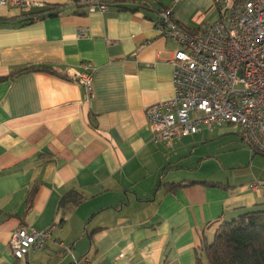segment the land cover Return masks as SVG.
Wrapping results in <instances>:
<instances>
[{
  "label": "crops",
  "instance_id": "crops-1",
  "mask_svg": "<svg viewBox=\"0 0 264 264\" xmlns=\"http://www.w3.org/2000/svg\"><path fill=\"white\" fill-rule=\"evenodd\" d=\"M28 1L27 11L0 4L8 19L0 24V77L26 67L55 72L0 82V264H70L55 239L100 264H196L223 222L264 203V186L195 176L214 160L199 144L237 135L235 128L205 129L173 145L151 140L145 111L174 97L169 59L178 48L153 21L173 6L179 23L202 27L217 18L214 0H100L110 4L105 13L84 0ZM53 6L58 14L27 20ZM86 65L91 96L75 79ZM184 180L198 183L175 193L164 187ZM72 191L82 201L62 206ZM53 222L59 227L44 250L13 256L14 230Z\"/></svg>",
  "mask_w": 264,
  "mask_h": 264
},
{
  "label": "built area",
  "instance_id": "built-area-1",
  "mask_svg": "<svg viewBox=\"0 0 264 264\" xmlns=\"http://www.w3.org/2000/svg\"><path fill=\"white\" fill-rule=\"evenodd\" d=\"M84 2L89 11L105 13L110 8L100 0ZM0 4L22 11L33 5L28 0H0ZM213 8L217 18L202 27L179 23L173 6L159 10L153 21L158 32L178 48L169 59L174 97L145 111L151 140L173 145L205 129L233 127L253 152L264 153V0H214ZM75 79L91 96L90 65ZM58 227L57 222L43 229L21 225L10 238L13 256L26 260L32 252L44 250ZM55 242L72 255L70 264H100L88 255L76 257L60 239Z\"/></svg>",
  "mask_w": 264,
  "mask_h": 264
},
{
  "label": "trees",
  "instance_id": "trees-1",
  "mask_svg": "<svg viewBox=\"0 0 264 264\" xmlns=\"http://www.w3.org/2000/svg\"><path fill=\"white\" fill-rule=\"evenodd\" d=\"M59 8L53 6L47 13L31 14L27 20L34 21L47 16L58 14ZM8 22L7 18H0V24ZM27 71H48L55 72L49 66L26 67L22 70L0 77V82L11 79L18 74ZM255 154L264 153L254 151ZM197 181L184 180L181 182L166 183L164 185L168 193H175L179 189L191 186ZM208 186H225L220 182H202ZM34 187L30 193L28 204L30 205L37 191ZM83 195L72 191L68 192L61 205L69 202L79 203ZM196 264H264V203L261 207L246 211L232 220L225 221L217 230L211 243L206 242L202 253L197 255Z\"/></svg>",
  "mask_w": 264,
  "mask_h": 264
},
{
  "label": "rangeland",
  "instance_id": "rangeland-1",
  "mask_svg": "<svg viewBox=\"0 0 264 264\" xmlns=\"http://www.w3.org/2000/svg\"><path fill=\"white\" fill-rule=\"evenodd\" d=\"M241 141L238 134H226L200 143L201 153H211L214 160L195 176L224 183L264 184V155L255 154Z\"/></svg>",
  "mask_w": 264,
  "mask_h": 264
}]
</instances>
